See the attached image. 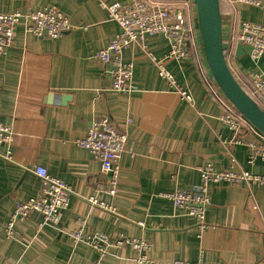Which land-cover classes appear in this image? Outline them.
<instances>
[{"label":"crops","instance_id":"0c3cea01","mask_svg":"<svg viewBox=\"0 0 264 264\" xmlns=\"http://www.w3.org/2000/svg\"><path fill=\"white\" fill-rule=\"evenodd\" d=\"M101 1L112 5L131 0H0V13L56 6L73 24L54 40L28 35L19 26L14 47L0 55V120L15 134L12 159L0 158V264H139L130 246L111 248L102 256L84 243L75 244L70 233L78 218L112 240L120 235L145 240L151 264H264V187L211 184L204 231L160 195L197 186L199 168L207 163L218 169L234 164L264 175V160L250 166L249 148L235 141L221 119L218 97L223 93L206 62L194 1L192 57L182 63L165 61L192 103L159 76L138 45L123 54L134 65L136 91L112 89L106 67L94 55L118 34L119 26ZM219 1L226 61L241 83L248 72L264 70V57L253 62L250 48L238 40L243 22L264 24V0H256L257 6ZM145 44L159 59L169 51L160 35L146 37ZM102 116L129 135L116 196L96 192L97 183L105 181L101 164L77 144ZM35 166L71 188L70 205L57 225H44L42 215L33 213L8 238L6 227L17 202L41 191L31 172ZM93 196L114 212L91 207L87 200Z\"/></svg>","mask_w":264,"mask_h":264},{"label":"built area","instance_id":"2783aa9c","mask_svg":"<svg viewBox=\"0 0 264 264\" xmlns=\"http://www.w3.org/2000/svg\"><path fill=\"white\" fill-rule=\"evenodd\" d=\"M233 1L243 6L259 5L256 0ZM192 3L191 0H182L180 3L131 0L128 3L112 5L99 2L100 6L108 11L110 20L119 26L118 34L94 55V59L106 67L115 92L131 94L136 91L134 65L125 62L123 54L128 48L138 45L156 65L159 76L183 99L192 103L191 96L179 86L175 76L165 65L166 60L182 63L192 57L190 46L195 41L197 32L191 13ZM19 26H23L28 35L50 40L58 39L73 29L70 19L56 6L30 13H0V55H6L14 47L16 29ZM155 35L163 36L169 43V51L162 59L149 52L145 44L146 37ZM238 40L250 48L249 55L253 62L257 63L264 57V24L243 22ZM238 83L264 110V70L250 71L246 79ZM218 99L223 107L222 121L232 132L235 141L249 148L247 163L254 166L257 160H264V135L258 130L257 132L224 95ZM127 123L129 124L130 120ZM128 138L127 130H120L109 117L102 116L91 124L85 137L77 141L80 147L88 150L101 164L105 181L97 183L98 194L117 195L121 161L127 150ZM14 139L12 126L0 120V158L7 161L12 159ZM199 170L200 183L197 186L160 195L172 201L179 213L194 218L201 231L208 227L205 217L211 206V184L225 182L238 187L247 183L264 187V175L251 173L234 164L227 169H218L213 163H207ZM31 172L40 180L41 191L27 201L17 202L6 227L8 238H14L16 224L25 221L33 213L42 215L44 225H57L61 213L70 205L73 192L66 183L52 177L46 168L40 166H35ZM87 202L100 211L114 212L112 206L100 201L97 196L90 197ZM76 223L77 228L70 233V238L75 244L84 243L102 256L107 255L111 248L130 246L138 254L139 264L153 263L148 256L151 247L145 240L123 235L112 240L108 234L89 228L84 218H78ZM175 264L191 263L178 261Z\"/></svg>","mask_w":264,"mask_h":264},{"label":"water","instance_id":"95a60500","mask_svg":"<svg viewBox=\"0 0 264 264\" xmlns=\"http://www.w3.org/2000/svg\"><path fill=\"white\" fill-rule=\"evenodd\" d=\"M193 1L201 45L214 81L237 112L264 135V110L241 87L226 61L220 1Z\"/></svg>","mask_w":264,"mask_h":264},{"label":"trees","instance_id":"16d2710c","mask_svg":"<svg viewBox=\"0 0 264 264\" xmlns=\"http://www.w3.org/2000/svg\"><path fill=\"white\" fill-rule=\"evenodd\" d=\"M258 105L261 107V105L258 103ZM262 108V107H261ZM263 109V108H262Z\"/></svg>","mask_w":264,"mask_h":264},{"label":"rangeland","instance_id":"374dc122","mask_svg":"<svg viewBox=\"0 0 264 264\" xmlns=\"http://www.w3.org/2000/svg\"><path fill=\"white\" fill-rule=\"evenodd\" d=\"M152 1H154V0H152ZM257 131V130H256ZM258 132V131H257ZM260 133V132H259ZM261 134V133H260Z\"/></svg>","mask_w":264,"mask_h":264}]
</instances>
